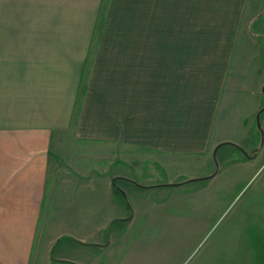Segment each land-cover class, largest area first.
<instances>
[{
  "label": "crops",
  "instance_id": "1",
  "mask_svg": "<svg viewBox=\"0 0 264 264\" xmlns=\"http://www.w3.org/2000/svg\"><path fill=\"white\" fill-rule=\"evenodd\" d=\"M103 3L0 0V264H42L66 235L82 243L53 240L49 217L81 181L66 178L87 144L162 167L228 143L252 162L264 149V0H112L130 13L122 26L110 11L93 48ZM91 192L78 217L99 212Z\"/></svg>",
  "mask_w": 264,
  "mask_h": 264
},
{
  "label": "rangeland",
  "instance_id": "2",
  "mask_svg": "<svg viewBox=\"0 0 264 264\" xmlns=\"http://www.w3.org/2000/svg\"><path fill=\"white\" fill-rule=\"evenodd\" d=\"M111 1L102 5L93 48L103 39L111 15L120 13L124 26L130 13L125 6L124 12L113 13ZM261 131L264 144L263 126ZM69 139L75 143L71 135ZM88 145L79 161L83 172L70 169L66 178L74 175L81 181L60 192L65 205L59 196L49 217L53 240L62 232L84 240L62 237L42 264H264V149L252 162L226 144L210 158H183L162 167L145 151L128 154L124 161L119 152L112 156L107 145L99 151ZM89 170L100 174V184H90ZM109 175L119 177L111 196L104 189ZM157 186L162 187L153 188ZM98 187L99 212L85 210L78 217L72 204L82 198L87 202L88 193ZM92 221L99 232L93 233Z\"/></svg>",
  "mask_w": 264,
  "mask_h": 264
},
{
  "label": "water",
  "instance_id": "3",
  "mask_svg": "<svg viewBox=\"0 0 264 264\" xmlns=\"http://www.w3.org/2000/svg\"><path fill=\"white\" fill-rule=\"evenodd\" d=\"M228 144H230V143H228ZM221 146H223V145H221ZM220 146V147H221ZM235 147H237L243 154H244V156L247 158V159H251V156L247 153V152H245L243 149H241L240 147H238V146H236V145H234ZM216 153H217V150L215 151V153H214V156L216 155Z\"/></svg>",
  "mask_w": 264,
  "mask_h": 264
},
{
  "label": "trees",
  "instance_id": "4",
  "mask_svg": "<svg viewBox=\"0 0 264 264\" xmlns=\"http://www.w3.org/2000/svg\"><path fill=\"white\" fill-rule=\"evenodd\" d=\"M230 145L234 146V144H230Z\"/></svg>",
  "mask_w": 264,
  "mask_h": 264
}]
</instances>
